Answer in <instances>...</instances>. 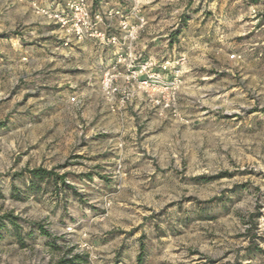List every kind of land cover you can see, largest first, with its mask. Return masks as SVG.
<instances>
[{"label":"rangeland","instance_id":"rangeland-1","mask_svg":"<svg viewBox=\"0 0 264 264\" xmlns=\"http://www.w3.org/2000/svg\"><path fill=\"white\" fill-rule=\"evenodd\" d=\"M103 1L145 16L139 50L185 55L177 102L120 108L34 8L58 0H0V264H264V0Z\"/></svg>","mask_w":264,"mask_h":264},{"label":"built area","instance_id":"built-area-1","mask_svg":"<svg viewBox=\"0 0 264 264\" xmlns=\"http://www.w3.org/2000/svg\"><path fill=\"white\" fill-rule=\"evenodd\" d=\"M37 14L44 16L64 33L68 46L70 40L76 42L94 41L97 45L115 50V61L107 67L102 76L101 91L108 101L119 98L120 108L125 107L135 96L145 95L151 104V92L162 96L154 101L160 111H169L177 102V92L183 85L185 55L157 61L145 58L138 49L140 34L147 26L145 16L137 6L131 11L112 9L102 13H92L88 0H67L63 9L39 7L34 4ZM116 25V26H115ZM232 60L240 56L233 54ZM121 83V84H119ZM71 102H76L72 97ZM119 109V108H118ZM113 111L115 109L113 108ZM80 223L67 227L69 236L81 234L83 241L77 247L91 249L85 229ZM86 264H92L90 259Z\"/></svg>","mask_w":264,"mask_h":264},{"label":"crops","instance_id":"crops-1","mask_svg":"<svg viewBox=\"0 0 264 264\" xmlns=\"http://www.w3.org/2000/svg\"><path fill=\"white\" fill-rule=\"evenodd\" d=\"M59 2L55 3L52 2V4L56 5L58 9L63 8L67 2V0H58ZM96 1V2H95ZM98 1V2H97ZM89 3L92 7V11L94 13H104L112 9H108L107 2L103 0H89ZM63 5V6H62ZM99 5V6H98ZM118 9V8H116ZM59 30V29H58ZM60 31V30H59ZM62 33V32H61ZM56 44H60L59 46L63 48L62 42H57ZM140 43H138V46ZM65 54L72 55L74 57L82 55L83 57H88V64L89 63H95L97 64V67L101 69V72L104 71L107 67H109L114 61V54L115 50L113 48H105L102 46L97 45L94 41H83V42H77V45L75 49H63ZM142 51L145 58L151 57V48L150 44L142 46ZM61 55H58L60 57ZM57 61L56 59H54ZM59 60V59H58ZM90 60V61H89ZM94 65V64H93ZM92 96L89 95V98ZM140 103V102H139ZM137 104L135 107V110L139 111L140 104ZM134 111V110H133Z\"/></svg>","mask_w":264,"mask_h":264},{"label":"trees","instance_id":"trees-1","mask_svg":"<svg viewBox=\"0 0 264 264\" xmlns=\"http://www.w3.org/2000/svg\"><path fill=\"white\" fill-rule=\"evenodd\" d=\"M30 176H31V179L33 181L37 180V179L38 180H44V179L50 180L51 178H53L54 173L43 170V169H37V170L30 171ZM65 178H66V176H55L54 180L56 182L57 187L62 186L64 189L67 188V189H70L72 191L73 189L69 185L66 184ZM58 181H60V182H58ZM5 218H7V217H5ZM13 225H15V224L13 223ZM35 226L38 227V229L41 233H43L44 235L49 237L48 239H51V236H49V234H47V232L41 226H39V225H35ZM78 258H79L78 256H74L69 260H65V259L61 260L57 264H78L79 263L78 261H80ZM138 263L142 264V256L139 257Z\"/></svg>","mask_w":264,"mask_h":264}]
</instances>
